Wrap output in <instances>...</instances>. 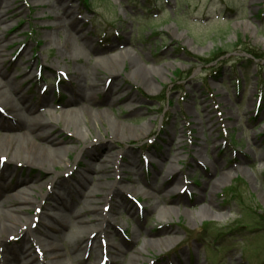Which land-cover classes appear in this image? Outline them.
<instances>
[{
  "label": "rangeland",
  "instance_id": "374dc122",
  "mask_svg": "<svg viewBox=\"0 0 264 264\" xmlns=\"http://www.w3.org/2000/svg\"><path fill=\"white\" fill-rule=\"evenodd\" d=\"M13 3L0 27L8 72L0 75V91L11 99L0 105L2 132L24 142L26 130L10 108L28 106L36 123L51 120L56 140L38 137L28 151L43 162L53 145L62 159L46 167L25 160L24 146L13 160L0 153V201L9 197L0 222L2 211L16 204V191L34 186L40 202L19 214L20 225L35 221L24 228L27 241L25 233H3L1 244L26 242L37 264H50L43 236L51 223L46 212H54L48 208L68 186L74 209L84 206L79 186L92 189L94 181L87 185L84 177H95L94 167L106 160L113 171L103 179V194L114 184L121 194L113 187L98 201L115 234L102 238L99 262L90 249L77 259L69 226L56 222L53 241L62 246L64 264H121L104 239L122 247V264H264V229L245 216L249 206L257 218L264 215V0ZM65 3L73 8L75 31ZM58 19L68 24L56 27ZM78 69L85 82L99 81L91 97L79 91ZM159 184L171 195L155 196L152 186ZM120 201L125 207L116 208ZM137 249L139 258L131 261Z\"/></svg>",
  "mask_w": 264,
  "mask_h": 264
},
{
  "label": "bare ground",
  "instance_id": "6f19581e",
  "mask_svg": "<svg viewBox=\"0 0 264 264\" xmlns=\"http://www.w3.org/2000/svg\"><path fill=\"white\" fill-rule=\"evenodd\" d=\"M15 0H0V27L1 24L4 23V21L6 20V15L7 13L10 11V9L12 8L11 6L14 4ZM68 3L64 4V7H68V10H66V16H73V12L71 7L67 6ZM68 13V15H67ZM71 16V21H70V26L71 29L73 27V31L78 29L77 25H73L74 23L73 18ZM58 23H56V27H58V25L60 23H65L66 19H58ZM68 24V22H66ZM74 26H76L74 28ZM67 28L68 30H71L70 28ZM5 30L4 29H0V34H2ZM71 31V32H73ZM71 32H67L68 36L71 35ZM74 33V32H73ZM77 35V34H75ZM1 37V36H0ZM77 38H79L78 36H76ZM96 53L97 55L100 54V52H98L97 50H95L94 48L90 49V53L91 52ZM4 64V60H2L1 54H0V75L2 76H6L7 75V70L5 71L4 68H2ZM85 71H80L79 69L76 70L75 75L77 78V84L79 85V91H81V95H84L86 97H91L93 95V93L96 91L97 88H99V81L96 80L95 78L90 81L89 83L85 82V77L86 74H84ZM86 84V85H85ZM4 85V82H0V87ZM86 86H90L88 88V93L85 92ZM93 90V91H92ZM11 97V96H10ZM13 99V97H11ZM17 99V98H16ZM14 100V99H13ZM18 100V99H17ZM16 100V101H17ZM11 105V99L9 98V96L7 97V95L0 91V105ZM21 110H17L13 105L12 108H10L11 111H13L16 116L17 113H19V116L17 117V119L21 122V126L26 130L25 134L23 137V141L24 142H20V144H16V142H14V138L15 136L11 135L8 132H2L3 128L5 127L4 125H2V121H0V139L5 140L4 142H6L5 144L3 143V145H1L0 143V153H3V156H7L9 155V153H12V160L18 158L16 156V151L18 152V150L21 149V147H25L27 150V156L24 158L25 160L29 161V162H34L36 164L42 165L46 164V167L52 166L56 161L57 158L62 159L61 155L58 154L57 152V148H55L53 145H49L48 149H44L48 152V154L46 155V158L43 159V162H40L41 159H39V155L36 156V154H34L33 152H29V145L32 142H36V139L38 137L42 138V137H46L48 140V143L50 144H54L56 142V140H54V138L50 135L51 134V129H49L47 126L48 124H51L49 121L51 120H42L41 122L36 123L37 120H39V117L36 115H31L30 117L28 116V113L30 114V112H32V109H29L28 106H23ZM67 122V120H65ZM47 127V128H46ZM15 143V144H14ZM16 145V146H15ZM15 148V151H13V149ZM45 151V152H46ZM44 152V151H43ZM31 153V154H30ZM31 155V156H28ZM43 155V154H42ZM41 157V156H40ZM115 161V159H110V162ZM180 160L177 159V162H179ZM107 161H103L101 163V165L94 167L95 170V177H92V175H86L84 177V180L88 184H90V180H93L94 182L92 183L93 188L91 189H87L84 188L83 185L80 184V190L79 192L85 196V204L84 206L74 209L73 204L71 203V195H73V187L68 186L67 188L63 189L64 194L63 193H58L57 196L54 199V205L50 206L48 208V210H54L53 213L46 212L45 217L47 216V218H49V221L51 222L50 224L46 223V231L43 232V236H45V240L48 242L47 246H44V250H46V253L50 259V264H64L63 259H61L62 257V253H61V248L62 246H60L58 243L55 244L53 240L57 239V232L56 227H55V223L57 222H63L64 225L66 227L69 226L70 228V234L73 235V241H72V246H73V252L76 253L77 252V259H79V255L80 252L82 250H93L95 251V255H96V260L99 259V254L103 252L102 250V238L105 237V239L110 238L113 234L111 231L112 225L114 224L112 222V220L109 218H107L106 215H104L103 212H100V206H99V201L98 198L103 196L102 200H107L108 199V194L112 193L113 194H121L120 193V188L118 189L117 187L119 185L114 184L113 187H115L113 190L112 188L108 189V192L106 194H103L104 192L103 190V179L109 175L110 172L113 171L112 169V164L107 163L105 164ZM132 164L134 165V167L137 166V163L132 162ZM90 172L89 168L86 169ZM170 170L172 172L175 173V171H180V169L177 168V166H175L174 164L170 165ZM171 171L167 170L164 176H163V181L166 180L167 178V174L171 173ZM85 182V183H86ZM84 183V184H85ZM159 188L157 186H152V189L154 191L155 196L159 195L162 197H167L171 195L172 191H170V188H164V190L161 192L162 189L161 185H158ZM33 188H35L34 186L32 187H28V188H23L20 189L18 191L15 192V201L16 204H14L12 207H7L2 211V220L0 222V248H3L4 251H2L0 249V264H37V258L32 254V250L29 246L28 243L23 242L21 245H19L18 247L15 248H10L8 246V244L4 243V245H2V240L3 238V233H11V235L14 236H19V235H23V233H25V235H23V240L27 241V239L29 237H27V232L26 230L24 231V228L26 226H29L31 224H33L35 221L34 220H27V222H24L23 225H20L21 222V216H19L20 212H22L25 208L27 209L26 206L28 205H33L35 202H38L37 198L33 196ZM61 188V187H60ZM77 188V187H76ZM182 186H180V190H182ZM78 189V188H77ZM160 189V190H159ZM32 190V191H30ZM86 190V191H85ZM72 193V194H71ZM161 193V195H160ZM9 199V197H6L4 200L0 201V207H2V205L5 204V202ZM157 201L159 202L160 199L159 197H156ZM153 202L149 205V203L147 204L148 208L152 209H156L157 207V203ZM40 203V202H38ZM216 204L214 205L211 201L209 203H207V205L205 206L208 207L210 210L215 207ZM116 208L119 207H125L124 202L120 201L118 207L115 206ZM218 208V207H216ZM130 211H132L133 214H135V211L132 207H130ZM139 214V212H138ZM169 214H173V211H170ZM28 217V216H27ZM203 217L202 213H199V218ZM34 218V217H33ZM37 218V217H36ZM53 222V223H52ZM48 224V225H47ZM55 224V225H54ZM105 224V226H103ZM206 231V229H205ZM135 234L138 235L140 232H137L136 228L134 230ZM173 238V237H172ZM219 238L222 239L223 235H219ZM105 244L107 246L106 251H110L112 254V259L113 261H115L116 263L119 262L122 264V262L124 261V259L120 260L121 256L124 255V252L122 250V247L120 248L119 245L113 244L112 242H108V240H105ZM174 239V238H173ZM172 239V240H173ZM41 241V240H40ZM43 242V241H41ZM143 247L146 249L147 247H151V241L150 240H146ZM141 251V249H137L136 250V254L130 257V260L133 261L138 259V253ZM79 253V254H78ZM108 253H106L108 255ZM74 254V256H76ZM120 257V258H119ZM103 258V257H102ZM97 262V261H96ZM99 262V260H98ZM178 262V261H177ZM179 263V262H178ZM130 264V263H128Z\"/></svg>",
  "mask_w": 264,
  "mask_h": 264
},
{
  "label": "trees",
  "instance_id": "16d2710c",
  "mask_svg": "<svg viewBox=\"0 0 264 264\" xmlns=\"http://www.w3.org/2000/svg\"><path fill=\"white\" fill-rule=\"evenodd\" d=\"M248 63H251V61L250 62L248 61ZM230 193H232V192H230ZM247 208H249V209L246 211V214H245L246 218L250 219L254 223L255 226H257V227L260 226L261 228L264 229V215L259 214L258 215L259 218H257L256 216H254L255 212L252 209V207L249 206ZM219 234H221V232H219Z\"/></svg>",
  "mask_w": 264,
  "mask_h": 264
}]
</instances>
